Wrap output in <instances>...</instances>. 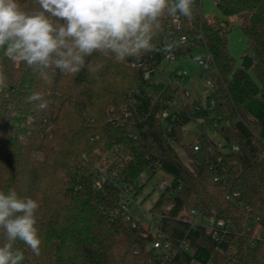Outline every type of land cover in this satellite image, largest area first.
Listing matches in <instances>:
<instances>
[{"label":"trees","instance_id":"16d2710c","mask_svg":"<svg viewBox=\"0 0 264 264\" xmlns=\"http://www.w3.org/2000/svg\"><path fill=\"white\" fill-rule=\"evenodd\" d=\"M214 1L223 17L205 16L202 0H194L191 17L180 16L182 28L174 29L171 17L163 16L153 50L138 57L153 54L151 63L160 69L168 53L210 54V67L202 72L212 83L203 113L221 116L212 132L226 149L213 138V151L196 152L184 143L188 109L175 106L163 119V99L171 87L162 90L163 83L158 89L145 81L142 65H132V57L117 61L110 52H96L78 74L49 70L44 79L0 49V72L6 78V87H0V191L14 189L39 204L40 254L17 241L22 264H154L155 253L146 251L153 235L129 227L122 205L126 186L143 172L153 176L158 171L173 177L168 195L162 193L151 208L164 211L160 229L173 240L187 235L191 243L170 264L209 259L212 264H264V139L259 121L246 108L253 98L264 102V0ZM17 3L27 13L41 10L38 0ZM232 18L240 20L248 36L258 81L229 52ZM182 36L187 41L181 42ZM176 146L184 149L185 159ZM109 155L112 173L104 175L102 162ZM142 186L133 188V196ZM229 192L239 195L227 199ZM188 208L232 222L222 250L202 226L190 227L182 217ZM257 226L263 234L255 233Z\"/></svg>","mask_w":264,"mask_h":264},{"label":"clouds","instance_id":"9594fccd","mask_svg":"<svg viewBox=\"0 0 264 264\" xmlns=\"http://www.w3.org/2000/svg\"><path fill=\"white\" fill-rule=\"evenodd\" d=\"M40 11L27 13L17 0H0V49L14 62H23L44 79L49 70L78 74L86 58L110 52L117 61L153 50L160 20L191 17L194 0H38ZM0 72V87H6ZM37 98V97H32ZM39 204L14 189L0 191V264H22L17 241L40 254L35 226Z\"/></svg>","mask_w":264,"mask_h":264},{"label":"built area","instance_id":"2783aa9c","mask_svg":"<svg viewBox=\"0 0 264 264\" xmlns=\"http://www.w3.org/2000/svg\"><path fill=\"white\" fill-rule=\"evenodd\" d=\"M170 26L174 29L180 30L182 28L181 23V17L179 20H175L173 18H170ZM181 42L187 41L186 36H182L180 38ZM179 54L175 53H168L165 56V60H175ZM186 56V55H183ZM153 57V54L144 55L141 57L133 56L131 58V64L136 65H142V75L145 81H152L153 78L157 74H159V69H157L152 63L151 59ZM195 59L198 61V63L203 68H209L210 67V59L211 56L208 52L204 51L203 54H199L195 56ZM181 82V77H177L176 83L179 84ZM204 83L206 85L207 90L210 92L212 83L209 79H204ZM164 87H162V90L167 89L169 86L171 87V90L168 93V97L163 99L164 104L166 105V109L162 113V118L167 119L169 117L170 113L173 111L175 106H186L188 109V113L190 115V119L192 118V114L187 106L186 103H184L178 96L175 88H173L171 85L163 83ZM134 93H140L139 90L135 89ZM186 95H189L187 93ZM135 98L131 99V104L135 105ZM175 104V105H174ZM210 107L213 108L216 105L215 100H211ZM206 108V104H197L195 105V110L198 115V125H197V132L195 133V136L193 138L192 146L194 148V151L198 152L202 149H205L206 151H213V145L210 143L211 139L213 138L219 148H227L224 144V142L220 139L214 136V133L212 132V128H216L220 125V117H213L206 113H203V110ZM169 130L171 129V126L168 125ZM229 148V147H228ZM233 150H238V145H233L231 147ZM141 175V174H140ZM139 175V176H140ZM216 181L220 180V177L215 178ZM146 179L141 177V182L138 183L137 180L131 184L130 186H126L124 189V192L126 194V200L125 203L122 205V215L125 223L132 228L136 227H143L147 231H149L153 235V240L149 245L146 246V251H153L155 253V263L154 264H170L178 255V252L181 250L189 251L191 249V243L190 239L187 235L177 237V239H169L167 235L160 229L161 219L164 217V211H156L153 209H150L148 214L146 211L142 210L141 213L136 216L132 212L131 204L130 202L133 200V188L136 186H141L146 183ZM173 181V177L169 175L168 178H164L161 183L157 184V188L161 191V194L164 193L165 195H168L169 193V187L171 186ZM103 184V181L101 179H97L96 186L101 187ZM234 195H239L238 192H235ZM231 192L227 193L226 197L227 199H232L234 196ZM140 205L138 204V207ZM173 206V204H169L166 206L165 210L170 209ZM188 214V218L186 219L190 223L191 228H196L197 226H202L205 230V232L210 236V238L216 243V249L222 250L223 245L228 243L230 240V235L233 232V224L230 220H226L224 218H220L216 216L215 214H211L208 216L203 215L200 211H198L195 208H188L184 211V213ZM115 213H118L116 211ZM147 214V216H146ZM146 216V217H145ZM203 264H212V259L207 260Z\"/></svg>","mask_w":264,"mask_h":264},{"label":"rangeland","instance_id":"374dc122","mask_svg":"<svg viewBox=\"0 0 264 264\" xmlns=\"http://www.w3.org/2000/svg\"><path fill=\"white\" fill-rule=\"evenodd\" d=\"M202 2L205 16L211 18L223 17L214 0H202ZM231 22L232 28L228 34V49L231 55L236 59L237 65L242 67L244 57L251 54V50L248 46V36L240 26V20L238 18H232ZM203 53L204 50H196L192 55L183 56L184 54H182L179 55L175 60H164L159 69V74H157L152 80L154 86L158 89L161 87L160 83L165 82L166 84L171 85L173 88H175L177 96L187 104L192 114V118L188 121L184 128V143L186 144H192L195 133L197 132L199 119L195 110V105H205L207 96L209 95V91L207 90L202 77L203 67L195 59V56ZM248 72L254 80L258 81L256 71L253 67L248 69ZM177 77H181V82L179 84L176 83ZM187 93H189V95H186ZM246 108L248 113L259 121V135L264 139L263 100L258 97L253 98L247 103ZM176 148L180 156L185 159L186 154L184 149L179 146H176ZM203 154H205V152H203ZM108 157L104 156V161L102 162L104 165L106 163V167H102L101 174L104 175H110V173H112L109 172L107 165L113 160V155H109ZM141 177L145 178L147 181L130 202L132 212L136 216H138L142 210L146 211L148 214L149 210L161 195V191L157 188V184L161 183L164 178H168L169 175L164 171H158L153 176H150L147 172H143L136 178L138 183L141 182ZM124 197L126 200V194ZM138 204L140 205L139 207ZM182 217L188 218L189 216L185 212L182 214ZM257 232H259V235L263 234L262 228H260V226L256 227L255 233Z\"/></svg>","mask_w":264,"mask_h":264},{"label":"water","instance_id":"95a60500","mask_svg":"<svg viewBox=\"0 0 264 264\" xmlns=\"http://www.w3.org/2000/svg\"><path fill=\"white\" fill-rule=\"evenodd\" d=\"M253 63H254V59L251 55H247L244 57V60H243V68L248 70L250 69L252 66H253Z\"/></svg>","mask_w":264,"mask_h":264}]
</instances>
